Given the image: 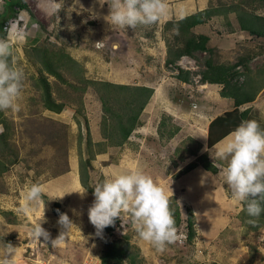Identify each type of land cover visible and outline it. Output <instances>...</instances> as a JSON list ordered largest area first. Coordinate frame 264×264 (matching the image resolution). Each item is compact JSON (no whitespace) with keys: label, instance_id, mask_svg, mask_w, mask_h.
<instances>
[{"label":"rangeland","instance_id":"obj_1","mask_svg":"<svg viewBox=\"0 0 264 264\" xmlns=\"http://www.w3.org/2000/svg\"><path fill=\"white\" fill-rule=\"evenodd\" d=\"M23 1L27 10L5 22L0 0V26H11L13 58L24 73L18 110L2 111L1 115L9 126V139L18 160L7 164L0 174V232L36 241L30 234L36 222L27 221L25 213L14 206L17 197L34 183L62 175L69 170V163L75 166L80 184L79 165L87 155L85 127L94 141L92 135H100L102 119L108 115L92 87L82 90L79 84L69 86L47 74L41 65L42 52L54 55V63L62 68L66 80L73 81L64 53L75 59L90 79L153 89L129 140L121 146L106 147L103 154H95L90 160L91 167H86L88 180L95 186L113 171L139 169L151 176L165 193L176 192L177 196H170L178 203L181 220L175 227V241L167 244L164 251L139 237L129 213H121L122 219L115 220L110 232L105 228L103 235L97 236L88 217L94 195L87 191L77 203L68 198L67 203L54 201L49 205L50 211L47 209L56 220L50 224L54 231H67L61 224L56 225L60 214L66 213L72 221L66 234H72L69 238L78 244L74 251L58 253L49 248L41 254L36 241L37 245L17 252L16 264H61V259L69 261L63 264L86 261L100 264L105 244L125 234L138 247V264H264V227L253 232L239 220L242 205L233 201L231 190L223 182L224 166L218 164L220 170L214 175L203 168L191 169L192 174H180L196 158L191 150L197 155L205 153L216 162L211 153L227 138L226 134L220 143L208 145L209 124L216 116L235 110L238 120L240 112L248 108L246 119H256L264 128V38L251 36L237 23L240 9L264 16V0H166L167 8L160 20L149 27L138 26L135 31L130 27L112 28L104 19L109 6L105 3L101 7L99 0H59L63 6L57 13L54 8L58 0ZM204 8L216 14L194 25L189 36L197 39L206 36V46L211 49L196 50L191 56L183 55L175 63L165 64L166 40L173 42L174 29L163 31L164 23ZM8 35L0 29V38ZM207 60L233 73L234 79L240 82L245 79L258 88L254 100L234 108L230 98L220 95L222 84L203 81ZM178 68L189 72L187 80L177 75ZM41 75L49 81L52 96L66 102L69 109L65 121L55 119L59 117L42 107L38 84ZM79 104L80 114L75 117ZM96 149L93 146L89 154ZM187 208H191L195 221V236L191 240L187 237Z\"/></svg>","mask_w":264,"mask_h":264},{"label":"clouds","instance_id":"obj_2","mask_svg":"<svg viewBox=\"0 0 264 264\" xmlns=\"http://www.w3.org/2000/svg\"><path fill=\"white\" fill-rule=\"evenodd\" d=\"M107 3L109 14L104 19L112 28L149 27L164 15L166 0H99L101 7ZM63 3L55 4L57 13ZM9 33L0 38V111L18 110L24 73L13 58L11 26ZM214 161H226L221 174L224 184L231 190L233 201L243 205L249 217H259L264 213V128L256 119H245L232 130L226 142L211 153ZM94 201L88 209L90 223L96 235L102 236L106 227L114 225L121 213H129L141 239L149 242L158 251H164L167 244L176 239L174 215L170 208V198L154 179L139 169L117 170L106 175L102 182L93 187ZM43 188L34 183L25 193L28 201H38ZM83 197L87 189L80 188ZM63 196V195H62ZM55 196V197H62ZM54 198V197H53ZM43 218L34 226L33 235L43 236L47 241L49 233L42 228ZM250 220L249 223H254ZM58 223L67 231H61L51 240L58 247L73 225L66 213L60 214ZM17 249L6 243L0 251V264H16Z\"/></svg>","mask_w":264,"mask_h":264},{"label":"trees","instance_id":"obj_3","mask_svg":"<svg viewBox=\"0 0 264 264\" xmlns=\"http://www.w3.org/2000/svg\"><path fill=\"white\" fill-rule=\"evenodd\" d=\"M27 4L23 0H3L2 19L6 22L9 18L16 15L21 10H27ZM216 14L215 11L209 8L197 10L193 13L187 14L179 19L167 20L163 25V31L174 29L172 34V41L166 40L167 43V58L165 64L175 63L181 56H191L196 50H210L206 46L208 38L206 36H199L194 38L189 36L191 28L194 25L201 24L204 20L211 15ZM237 23L241 30L247 31L251 36L263 37L264 38V16L255 14L252 11L239 10L237 12ZM1 31L4 34L6 32L4 25L1 26ZM180 39L181 42L180 43ZM41 65L43 70L57 79L68 83L69 86H75L79 84L82 90H86L88 86L92 87L96 92L98 99L102 104V109L108 115L102 119V135L103 139L98 142L92 141L88 127L86 125L84 144L87 155L81 158L79 165V180L80 184L84 189L93 194V187L88 180V173L86 167H91L90 160L95 154H99L105 151L108 146H121L129 140V136L132 130L139 125V116L150 100L153 93V89L147 86H135L123 83H112L103 80H95L86 77L83 74L81 65L73 59L70 55L64 53V58L67 59L68 65L66 67L71 68L70 75L73 81L66 80L63 78L61 69L58 64L54 63V55H45L42 52ZM45 55V56H44ZM206 70L202 73L203 81L208 83L222 84L219 93L222 97H227L232 100V106L234 108L248 104L253 101L256 93L259 91L258 88L249 84L247 80L242 82L234 79V74L229 73L224 67L215 66L211 60L206 61ZM179 77L187 80L189 74L188 71L178 68ZM41 88V103L42 107L51 111L59 112L65 105V101H57L52 96L51 85L47 80L46 76L41 75L38 78ZM124 95L120 98V95ZM122 101L118 107L117 103ZM81 104L75 109L74 116L80 114ZM235 110L227 111L223 115L216 116L209 124L207 143L212 145L214 142L219 141L223 136L234 130L242 120H245L249 110L248 108L242 110L237 120ZM2 111H0V124L3 126L2 132H0V174L4 171L7 164L14 163L18 160L15 146L11 144L9 139V126L7 121L3 118ZM81 137L79 135V145L81 143ZM81 140V141H80ZM93 146H97L96 152H92ZM7 152V155L5 154ZM191 154L196 155L194 161L185 165L181 170L180 174L186 173L189 170L200 166L201 168L211 172L212 174L217 173L220 168L218 164L225 166L226 163L220 160L213 162L210 160L207 154L202 153L197 155L195 150L190 151ZM223 162V163H222ZM221 166V167H222ZM170 208L174 215L175 227L180 222V211L178 203L174 196H170ZM243 205L238 213L239 220L247 225L248 230L257 232L258 229L264 227V213L259 217H249L246 211L243 210ZM57 213V210L54 212ZM187 214V237L191 240L195 236L194 229V215L191 208L186 209ZM250 220H254V223H249ZM110 232L111 226L106 227ZM0 243L3 247L6 243L13 244L12 235L0 232ZM139 250L138 247L134 246L129 241V236L124 235L121 238H114L109 240L100 254V264H138ZM215 264V263H210Z\"/></svg>","mask_w":264,"mask_h":264},{"label":"crops","instance_id":"obj_4","mask_svg":"<svg viewBox=\"0 0 264 264\" xmlns=\"http://www.w3.org/2000/svg\"><path fill=\"white\" fill-rule=\"evenodd\" d=\"M0 28H1V26H0ZM67 109H69V108L65 105V107L59 112L51 111L48 109H46V111H48L51 114L57 115L59 117V118L55 117V119L60 120L61 118H64V119H62V121H65V119H67V113H68ZM72 112H73V110H72ZM101 115H102V112L100 110L98 116L100 117ZM92 129L93 128L91 127V131H92ZM101 132H100V135H98V136L92 135L94 142H98V141L102 140V133ZM91 133L93 134V131ZM227 136H228V134H227ZM225 137H222L218 142H216V144L223 141L225 139ZM109 148H110V150L112 149V147H109ZM70 152H71V150H69V155H70ZM99 154H103V152L99 153ZM69 164H70L69 170H67L62 175H59L57 177L47 179V180H44V181H41L38 183L44 190L43 195L41 196V198L38 201L26 200L25 199V193H23L20 197H17L18 203L16 205H14V206H17V208L19 210H21L25 213L26 220L29 222H32V223L36 222V224H38L41 222V220L43 218L41 226L42 227L44 225L46 226L44 229L49 233V239L46 241L44 239V237L41 236L38 239L36 238L34 240L38 241L40 248L41 247L52 248L55 250V252L57 251L58 253H63L64 250L67 252H72V251H74L75 247L78 244H76L73 241V239L69 238L72 236V234H66L65 240L58 247L52 246L51 240L58 237L61 231H58L56 229H55L56 231H54V228L51 227L50 224L53 222H56V220L53 219V214H49L47 209L48 210L51 209V208H49V205L51 203H53L54 201L62 204V203H67L68 198H70V199H74L75 203H77V202H79L80 199H82L86 195L85 194L83 197H81V195L78 192H71L73 190H77V189L82 188V186H81V184L78 183L77 172L75 171L76 170L75 166H71L72 165L71 163H69ZM196 168H201V167L200 166L195 167L194 171H198ZM194 171L191 172V170H189L188 172H190V174H192V173H194ZM217 173H215V174H217ZM27 188L29 189L30 186H28ZM166 194L168 196H170L172 194L176 195V192H173L170 190ZM55 196H62V197H55ZM69 196H72V197H69ZM18 209H16V210H18ZM14 220L15 219H13V222H15ZM56 225L59 226L60 224L57 223ZM30 234H33V233H30ZM82 238L84 239V235L82 236ZM15 241H17V242H15ZM36 241H33L31 239L22 240V238L20 239L18 237V239H17V237H15L13 239V242H14L13 245L16 247L17 252H19L20 250L23 251V250L27 249L28 246L36 244ZM75 241H78V240H75ZM79 246H81V248H82L83 245H79ZM1 247H3V246H1ZM1 247H0V250H4L5 247L4 248H1ZM60 261H61V264L69 262V261H65L63 259H61Z\"/></svg>","mask_w":264,"mask_h":264},{"label":"built area","instance_id":"obj_5","mask_svg":"<svg viewBox=\"0 0 264 264\" xmlns=\"http://www.w3.org/2000/svg\"><path fill=\"white\" fill-rule=\"evenodd\" d=\"M122 218H120V220H121ZM119 224H120V226L122 225L123 226V224H121L120 222H119ZM116 228H118L117 226H116ZM114 234L111 232L110 233V236H113ZM37 250H39V251H42L41 252V254L43 253V252H46V251H49V248L48 247H46V248H42V249H40V248H36ZM37 252V251H36ZM30 253H33V252H31L30 251ZM40 260V259H39ZM44 262V261H43ZM37 264H42V263H39V262H36ZM84 264H95V262H91V261H86V262H84ZM97 264V263H96Z\"/></svg>","mask_w":264,"mask_h":264}]
</instances>
